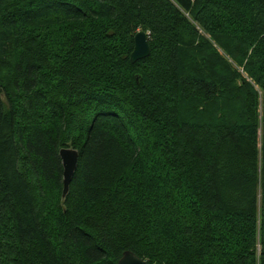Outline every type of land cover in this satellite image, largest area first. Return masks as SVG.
Masks as SVG:
<instances>
[{"label": "trees", "instance_id": "1", "mask_svg": "<svg viewBox=\"0 0 264 264\" xmlns=\"http://www.w3.org/2000/svg\"><path fill=\"white\" fill-rule=\"evenodd\" d=\"M0 90V264H264V0H0Z\"/></svg>", "mask_w": 264, "mask_h": 264}, {"label": "water", "instance_id": "2", "mask_svg": "<svg viewBox=\"0 0 264 264\" xmlns=\"http://www.w3.org/2000/svg\"><path fill=\"white\" fill-rule=\"evenodd\" d=\"M133 41H134V46L129 56L131 62L146 57L150 52L148 38L145 31L143 30L137 31L134 35ZM59 156L63 167L62 196H65L68 191L69 182L71 180L72 174L76 168L78 152L74 148L63 147L59 150ZM117 264H148V263L146 262V260L138 257L132 251L124 250L121 256L118 258Z\"/></svg>", "mask_w": 264, "mask_h": 264}]
</instances>
